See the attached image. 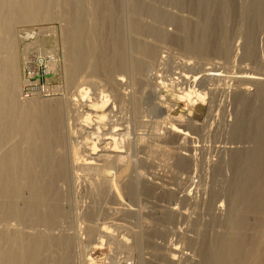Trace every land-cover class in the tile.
I'll list each match as a JSON object with an SVG mask.
<instances>
[{"label": "bare ground", "instance_id": "obj_1", "mask_svg": "<svg viewBox=\"0 0 264 264\" xmlns=\"http://www.w3.org/2000/svg\"><path fill=\"white\" fill-rule=\"evenodd\" d=\"M255 1L256 0H214L212 3L214 6V10H216V12L214 11L213 17L207 18L208 22H210L209 27H207V31H208L207 35H209L210 41L208 44L206 43L207 45H205V46H211L212 47L211 49L213 50V51L212 50L211 51L213 53L211 51H208V50H207L208 53L207 52L202 53L201 52L203 49L202 43H204V42L202 41V39H201V41H199L200 39L198 40V37H199L198 34L202 30L201 27H203V25H202L203 22L201 23L199 18L197 19L196 15H199L200 14L199 12H202L204 14L205 11H210L209 5L212 6V4L210 3L209 0H185V2H183L184 4L179 5V6L178 5H176V6H164L161 4V2L159 0H0V264H92V263H88V259H86V258H88L89 255L88 256L86 255L87 257H85L86 253L84 254L81 251V252H79L80 253L79 257H77L78 254H76L74 251L76 249V248L74 249V247H75L74 244L77 243V240L80 241V239L78 237L79 235L77 233H76V235H74L73 233H72L73 235H69L65 232L66 234H63V235H61V234L60 235H53V233L51 234L53 229H51V228L47 229V227L51 226L50 224H54V221L58 220L57 219L58 217H60V216L62 217V216L67 215L66 214L67 212L66 211L64 212V209H63L64 206L62 208L61 199L64 200L65 197L68 198L70 193H72L71 191H73L72 189L74 187V178H75V177H73V175L74 174L76 175L77 171L87 172L86 174L91 173V175L93 173L99 179V180H97L98 181L97 184L95 182V186H96L95 189L97 188V191H99V193L98 192H95V193L96 194L98 193V195L102 198L101 199L102 201L100 200L98 202L99 199H96L97 197H96L95 193L91 194V195H93V194L95 195V200H96V203H98V204H95V202H93L94 205L93 206L91 205L92 207H91V209H89L90 210L89 213H87L88 214L87 215L88 221L89 220L94 221L95 219L98 220L99 217H101L102 215H105L104 204L106 203V200L108 199L109 193H110L112 186H113V178L114 177L112 176V171H111V168L113 166L115 168L118 167L120 169L119 171H121L120 172L121 176L128 175V178L127 179L124 178V179H126L124 182L122 180H121L122 182L120 181L121 183H123L122 190H119L120 189L119 188L118 191H115L111 196V200L112 199L118 200L122 197L123 194H126L128 196L127 198H130V199L136 197L134 195L136 193L138 180H140L139 192H141L144 196L150 195L152 193V190L150 189L151 187H149L150 183L148 184L149 186L146 185V182H148L147 179L143 178V175H142V177H140V179H136V176H135L136 173L134 174L132 168L128 164H125L124 161H125L126 157L123 156V154H122L123 151L118 149V146H117V149L112 147V143L116 142V138H117L116 136L117 135L121 136L122 133L117 134V135H114L115 134L114 133L113 134L114 136L111 135L112 137L108 134H107L108 136L106 134L105 135L99 134L100 132H103V131L99 132V129H100L99 127H98V132H96L97 131L96 129H95L96 131L94 130L93 132H88L87 134L90 133V135H98V139H96V138H95V140L91 139L92 141L87 140L88 145H90V147L92 146V148H91L92 150H91V152H89L87 154L83 163H79L76 160L79 151H77V146L74 144V141H73L74 139H76V138H74L75 133H76L74 126L75 127H79V125L81 126L82 123L80 122V120H81L84 112L79 113V108L74 107L73 105L78 103L79 99H82L80 97H78L79 99H77V96H80L79 93L82 92V90H83L80 87L81 86L83 87L86 82H87V84H86L87 89L89 87H92L91 85H93V88H94L95 85H97V84L99 85V84H101V82H104L106 84V86H108V87H109L111 81L114 83V81L112 80V75L108 74V58H107V56H108L107 45L108 44L107 45L103 44L102 40H101L102 45H101L100 51L98 52L99 54H97L98 55L97 58H95L96 60H94L93 68L91 67L92 70L88 69L91 65H90V56L87 52V51H89V48L86 45L90 43V42L87 43V41L89 40L88 34H90L89 32L94 29V28L90 29L91 28V19L93 22L92 26L94 25L95 27H97L99 29H101L103 27H104V29L108 28L109 26L111 27V26H113L112 23L115 22L114 18L112 16L113 11L116 12V10H119L121 13L122 11H124L125 6L126 7L129 6L133 10L138 11L139 13H142L141 15L145 14L148 17H150L148 22L152 18L153 20L155 19L158 23V20H160V17L162 16L163 19L164 18L166 19L167 24L175 25V27H176L175 33H173V34L168 33L167 30H165L166 28L163 30L160 27L148 26V24H147L148 27H145V28H146L149 36L152 35L154 37L161 38L163 40H165V39L167 40V38L168 39L170 38L172 41H174V44L175 43H178V45L180 44L181 48L184 49L182 52L193 51V52L197 53L198 52L197 50L200 49L201 51L200 50L199 51L201 53L198 52V56H194L195 59L192 58V59L196 60L194 67L192 66L190 68L199 69L198 71L202 72L203 76L205 75V77H199V78H204L203 80H205V78L208 76V74L212 71H215L217 68H219V70L220 69L223 70V72H224L225 71L224 69H226L225 63H229L228 56L226 58L227 60L225 61V63L215 61V59H221L222 60V58L217 56L214 53L215 52L214 50L217 51V49L220 47V46L218 47L219 39L221 37H224L225 34L227 35L226 31L228 32V29L226 28V30H225V28H223V25H222V19L221 18L223 16L222 15L223 12H225L226 9L229 8V6H230L231 12H232L231 15H234L236 18L237 17L238 18L239 17H245V16L251 17L250 16V14H251L250 13V9H251L250 7L252 4V5H254V8H255V4H254ZM259 1H260L259 5L257 4L256 6H259V8L258 7L257 8L259 9V12H261V15L262 14L264 15V0H259ZM159 2H160V4H159ZM185 7H187L189 9L190 14H184L183 13V11H186L185 9L182 10ZM170 8H171V10H170ZM257 8H255V9H257ZM126 9H125V11L127 12L128 9L127 10ZM172 9H175V12H173ZM188 9H187V12H188ZM133 10H132V12H133ZM135 11H134V13H136ZM259 12H256V13L258 14ZM134 13H133V15L130 14V16L128 18H126V19H128L126 24H123V25H121L120 23H118V25L116 24L117 26L115 29L117 30V32H118L117 34H119V36L117 39L118 40L117 46L115 45L116 46V52H115V59L116 60H115V62L116 61L118 62V64L120 65L119 67H121L122 69L125 70L124 72L128 71L129 69H127V68L129 67L134 72L139 73L140 71H144L143 69H146L145 67L149 63L147 61L148 58L150 60L151 59L156 60V58L158 57L159 48L160 47L162 48L163 45L161 46L162 43L161 44L159 43L160 45L157 44L156 42L154 43L153 41H155V40H153L152 38L149 39L148 36L144 37L143 35L140 36V35L136 34V31H137L136 27L138 26V22L140 21L139 16H141V15L139 14V16H138V15H135ZM127 14H128V12H127ZM89 15L91 16V19L88 18ZM124 15L123 16L120 15V16L124 17ZM206 15H207V13H206ZM226 15H227V13H226ZM253 15H256V14L253 13ZM259 17H261V16H259ZM54 18H58L60 20L65 21V27H63L64 31H65L64 32L65 38H67V40L70 42V45L68 43L65 46H67L66 48H68V46H71V48L70 47L68 48V49H70L69 50L70 67L67 66L70 69H68L67 67H66V69L69 70V72H68L69 76L68 77H69L70 82L73 85V88H75L76 91L71 93L70 96H69V94H67L68 97H66L64 99H56L55 98L56 100H50V101L49 100L48 101H35V100L34 101H30V100L24 101L23 100L24 102H22L19 100L20 99L19 98V86H18L19 82H18V77H17V73H18L17 72V70H18L17 64L18 63H17V52H16L17 46H15L16 45V43H15V37H16L15 36V25L18 23H21V24L30 23L32 20H38V19L43 21V22L49 21V20L51 21ZM224 18H226V17H224ZM145 19H146V17H145ZM232 19H235V18H232ZM239 19H242V18H239ZM259 19L260 18H258L257 21ZM141 20H142V18H141ZM153 20H151V21H153ZM228 20H230V19H228ZM247 21L250 24L251 20L249 21V19H247ZM116 22H117V19H116ZM159 22H161V21H159ZM205 22H206V20H205ZM208 22H207V24H208ZM226 22L229 23V21H227V20H226ZM140 23H142V22H140ZM184 23H188L189 24L188 27H185ZM200 23H201V26H200ZM257 25H258V23H257ZM159 26H161V25H159ZM206 26H208V25H206ZM206 26H204V27H206ZM250 26H251V24L249 25V27ZM252 28L254 29V27H252ZM93 32H94V30L91 33H93ZM141 34H142V32H141ZM253 34L251 36H253ZM101 35L99 34V36H101ZM104 35H105V33H104ZM144 35H145V33H144ZM112 36H114V35H112ZM251 36L248 38H252ZM226 37H225V39H226ZM98 38H100V37H98ZM256 38H258V37H256ZM250 40L252 41L253 39H250ZM221 42H219V43H221ZM92 43L93 42H91L90 44L92 45ZM111 44H112V42H111ZM248 44L250 45V42H248ZM93 45H95V44H93ZM127 45H129V48L135 54V56H133L135 58H129L127 56V54H128L127 49H126ZM221 45H222V43H221ZM253 45L251 46V48L253 47ZM86 47L88 48V50ZM204 49H208V48H204ZM163 51H165V50H163ZM227 51L229 52V48L227 49ZM129 52H130V50H129ZM203 52H205V51H203ZM209 52H211V53H209ZM222 52H224V51H222ZM228 52H226V54ZM247 52H248V49L246 50V53ZM253 52L254 51H252V53ZM218 53H220V50ZM246 53H244L243 55H245ZM248 53L251 54L250 50ZM257 53H259V52H257ZM112 54H113V52L111 53V55ZM191 54H189V55H191ZM211 54L213 56H211ZM255 54H256V51H255ZM184 55H187V54H183L182 56H184ZM193 55H194V53H193ZM222 55H224V53ZM247 55H246V57H247ZM257 56L260 57L261 56L260 53ZM95 57H96V55H95ZM111 57L113 59L114 56L112 55ZM184 57H187V56H184ZM246 57H245V59H246ZM248 57H249V55H248ZM163 58H164V56H163ZM165 59H167V58H165ZM168 59H169V57H168ZM168 59H167V61H168ZM172 59H174V60L177 59V61H175L174 65L176 64V62L179 61V58H173L172 57ZM254 59H255V61L257 60L256 55H255ZM260 59H262V58H259L258 61ZM146 61H147V64H146ZM170 61L171 60H169L168 62H170ZM192 61L191 60L190 61L182 60L180 62V66H182V68L183 67L189 68V66L191 65L190 62H192ZM111 62L113 63V60ZM161 62H162V60H161ZM259 62H261V60ZM67 63H69V62H66V64ZM109 63H110V61H109ZM192 64H194V62H192ZM112 65H110V67L114 68L115 65L114 66H112ZM209 65L212 67H210ZM170 66H171V64H170ZM177 66H179V65H177ZM259 66H260V64H259ZM244 68H246V67H244ZM116 69H118V68H116ZM88 70H91V71H88ZM180 70H181V68H180ZM188 70H190V69H188ZM111 71H113V70L111 69ZM226 71L228 72V70H226ZM90 72H92V73H90ZM130 72H132V71H130ZM223 72H221V73H223ZM66 73L67 72L65 71V74ZM116 73H118V72H116ZM238 73L239 74L234 76L235 80L237 81V83H239V85L237 86L238 89H236V93L233 95L234 96V98H233L234 104L236 106V109L234 111L235 119H234V122L232 123L233 127L231 128L230 135L232 136V138L238 139L239 141L240 140H248L249 142L252 143V147L250 146L251 148L249 147L248 149L246 148L245 150H241V151H237L236 150L237 148H236L235 152L233 150V152L230 156L231 158L227 163V165H228L227 167L228 168L230 167L229 170L227 169V171L231 170L232 176L230 178L223 179L224 183H223L221 190H219L220 187L218 188L216 185H215V187H217L218 189L214 188L212 191L209 189L208 190L205 189V190H207V192L211 191L210 197L206 196L208 201L207 202L205 201L206 203H208V205L206 204L208 212L213 213V212L217 211V212H215V214H216V213H221L223 211V209H224L223 207H225V206H222V204H220V203L216 204V202H218L217 200H219L218 197H219V194L221 192H223V195L226 198V202H227L226 212L223 213L224 215L221 218L218 217L219 215L218 216L212 215L211 216L212 220L208 215V217L211 220L210 223L205 224L203 221L204 225L203 224L200 225L201 223L199 225L197 224L196 227L191 228V229H193V233H194L192 235H191V233H190V235H187L186 233L182 232V234L180 236H181L183 242L187 245V247H185V248H189V252H187V253L185 252V250L184 251L180 250L175 244L174 245L176 247L175 246L172 247L173 245L168 246V245H170L168 243L169 241L167 242L168 245H161L159 243V241L158 242L153 241V239H154L153 237H155L157 235H159V238H160V236L165 237L167 232L172 229L171 228V229L167 230L166 227H167L168 223L173 222V219L175 216V209H174L175 207L174 206H173L174 208H170V210H167V212L164 211L165 213H163V215L161 214V216H159V217L157 216V219H156L158 221L157 228H153L152 230H149V231L145 230V232L144 231L140 232L141 231L140 230L139 233H137V234H135V232H134L135 238L133 237L134 242L132 244L129 243L130 245H127L126 241L128 238L125 239V237L122 236L123 238L121 237V239L119 241V245L126 247V250L128 249L127 252L130 253L131 255H133L136 251L140 250L139 254L138 253L137 254H138V257H141V259H139V262L141 260L142 264H264V96H262L263 98L258 97L257 96L258 93L251 95V93L249 91L250 88L248 86H245V84H252L254 86L257 85L258 91L260 92V90L264 89V76L263 77L262 76H256V75L254 76V74L250 75L251 72L249 73V71L247 72L245 70H240V71H238ZM254 73H255V71H254ZM68 74H66V75H68ZM83 74H86L85 80H84V81H86L85 83H83V81H82V79H83L82 76H84ZM118 74H120V73H118ZM216 74H218V73L216 72ZM115 75H117V74H115ZM119 76L124 77V74L123 75L120 74ZM125 76H128V75H125ZM143 76L146 77V75H143ZM143 76L141 75V77H143ZM182 76H184V75H182ZM211 76H212V74H211ZM145 77H143V78H145ZM216 77H218V76H216ZM184 78H185V76H184ZM186 78H187V74H186ZM186 78L184 80H186ZM211 78H209V79H211ZM115 79H117V78H115ZM171 79L173 80V78H171ZM80 80L82 81V83L84 85H82V84L80 85ZM120 80H122V78ZM147 80H149V79H147ZM124 81H126V80H124ZM124 81H123V83H124ZM146 81H143V82L145 83ZM182 81H183V79H182ZM188 81H189V79H188ZM209 81H211V80H209ZM71 83H69V85H71ZM147 83H148V81H147ZM147 83H145L144 85H146ZM167 83H169V82H167ZM177 83H175V84H177ZM88 84H90V85H88ZM118 84L120 85V83H118ZM135 85H136V83H135ZM137 85H138V83H137ZM182 85H183V83H182ZM138 86H140L141 88L143 87L141 85H138ZM165 86H167V85H165ZM103 87H105V86H103ZM71 88H72V86H71ZM118 88L120 89L119 86H118ZM118 88H116V89H118ZM123 88H125V87H123ZM135 88H136V86H135ZM187 88L185 90L183 88V91L181 93V95H182L181 97L184 99H185V97H188V100L190 101L188 103V105L200 103V104H203L206 106V114L204 116V119L198 121V120H194L192 118H188V121H190L191 123L190 122L189 123L192 124L194 127L197 125H203V124H205L208 116H210V114H211L210 113L211 112V102L208 103L207 98L204 97V94H206V93L203 91V89H202V91H200L201 89L197 88V87L196 88L198 90H194V88L190 89V87L188 89ZM255 88H257V87H255ZM136 89H135V92H138V90H136ZM143 89L144 88H142L141 90H143ZM119 92H122V91H119ZM254 92H255V90H254ZM83 93H84V91L82 92V94ZM263 93H264V90H263ZM86 95H87V92H86ZM111 95H113V94H111ZM122 95L124 96V94H122ZM125 96H126V94H125ZM115 97H117V95ZM115 97L113 99V105H115L114 104ZM128 97H130V96H128ZM130 98H132V97H130ZM119 100L121 102L122 99H119ZM140 100H139V102H142ZM80 101H82V100H80ZM116 101H117V99H116ZM123 101L126 103L125 99ZM120 102H118V103L120 104ZM135 102H136V100H135ZM129 103H130V101H129ZM109 104L110 103H106V105L103 104V108L105 109V111H104L105 114L102 113L100 115V113H99L97 115V118H99V121H98L99 123H101L102 120L104 121L105 119H107L109 117L112 118L113 114L110 112L113 111L114 109L112 110L111 109L112 106H110ZM131 104H133V103H131ZM127 105H128V103H127ZM121 106L126 107L125 105H121ZM121 106H120V108H121ZM128 106H131V105H128ZM97 107L91 108L90 111L88 109L89 112L88 113L85 112V117L83 116V118H82L83 120H81V121L87 122V120L90 119L89 118L90 113L91 114L98 113ZM142 107H143V105H142ZM152 107L153 106H151V110H152ZM162 107H163V103L157 104V109H161ZM139 108H141V107H139V105L135 106L136 111L139 110ZM154 108H155V106H154ZM157 109H155V110L157 111ZM127 110L129 111V109H127ZM162 110H161V112H162ZM100 111H102V110H100ZM132 112H134V111H132ZM138 112L139 111H137L136 114ZM158 112H159V110H158ZM138 116H139V114H138ZM179 117L178 118H175V117L171 118L169 116L165 117V119L168 120L167 124L169 125L166 127V131H167V134L169 133V135H175L179 140L187 142V140L189 138H191L192 136L190 135V133L185 128L183 129L182 126H180L181 125L180 121H182V120H180L181 118H179ZM108 120L109 119H107V121ZM90 121H91V119H90ZM83 124H85V123H83ZM106 125H107V123H106ZM203 126L206 127L205 125H203ZM91 127H93V126H91ZM190 128H192V127H190ZM111 129H113V128L111 127ZM118 129H121V128H118ZM81 130H83V129H81ZM104 130H105V128H104ZM116 132H117V130H116ZM80 133H83V132L81 131ZM90 138H91V136H90ZM113 146H115V145L113 144ZM178 147L179 146H177V148ZM187 147L188 146H186V148ZM181 148H182V146H181ZM180 149H179V151H180ZM192 149H193V147H192ZM173 152H175V150ZM228 152H229V150H228ZM165 153L167 154V156H170V157L173 156L171 158H172V160L174 159V161H175L176 169L180 170L181 172L186 171V170L188 171V169L191 166H193L190 162L191 161L190 157L191 158L193 157L189 154L191 152H189V153H187V151L186 152H177V153L175 152L174 155H172L171 152L169 154L168 151H165ZM165 153H163V154H165ZM151 158L149 157V158L143 159L142 162L149 164V161ZM151 161H152V159H151ZM215 163H214V165H216ZM168 164H163V166L166 167ZM225 164L226 163L221 162L220 164H218L215 167L214 171L212 170V172H214L215 177L218 178V176H220V177L222 176V174L224 172V168L226 167V166L224 167ZM150 165L155 166L154 164H150ZM159 165L160 166H157V164H156V166L160 169V167H162V166H161V164H159ZM173 166H174V163H173ZM171 168L172 167H170L169 169H171ZM166 169H168V168H166ZM166 169H165V172H166ZM176 169H175V171H177ZM162 171H164V170H162ZM168 171H171V170H168ZM231 171H230V173H231ZM159 172L161 173V171H158L156 173H159ZM162 173H164V172H162ZM167 173H169V172H166V174ZM172 173H174V172H172ZM179 173H177V174H179ZM195 173H196V171H195ZM164 174H163L164 177H162V178L167 180L168 181L167 183H169V180L165 178L168 176H165ZM185 174H188V172ZM138 175H137V177H138ZM159 175H161V174H159ZM168 175H170L172 177L171 174H168ZM181 175L183 176V174H181ZM139 176H141V173ZM155 176H156L155 179H157V180L160 179V181H161L160 176H158V175H155ZM187 176H189V175H187ZM151 177H152V175H151ZM191 177H193V176H191ZM203 177H204V175H203ZM174 178L177 179L178 175H177V177H174ZM184 178H186V175ZM76 179H78V178H76ZM165 180H163V182H166ZM181 180H184V179H181ZM190 180H192V178ZM220 180L223 181L222 179H220ZM136 181H137V183H136ZM153 182H157V181H153ZM159 183H161V182H159ZM159 183H158V185H159ZM184 183H186V181ZM218 183H219V181H218ZM220 184H221V182H220ZM151 185H153V184H151ZM154 185H155V183H154ZM199 185L200 186H198V188L201 189V184H199ZM92 186L93 185H91V187ZM167 186H170V184L169 185L167 184L166 186H164L165 188L162 187L163 191L160 188L162 193H163L162 194L160 192V194L163 195L162 197L166 198L163 200L172 199L176 193H179V191L176 192L173 188H170ZM181 186H182V184H181ZM93 187H92V189H93ZM175 187H176V185H175ZM185 187H186V185H185ZM176 188H180V187L178 186ZM205 188H206V185H205ZM160 189H159V191H160ZM203 189H204V186H203ZM182 190H183V188H182ZM137 191H138V188H137ZM188 192L189 191L187 189V192L182 191L181 192L182 195H181V193L179 194L182 196L181 199L184 202H188V201L192 200V197L190 196L191 193L189 194ZM126 195H125V197H126ZM136 195H138V194H136ZM162 197H160V198H162ZM208 197H209V199H208ZM156 198H158V196ZM221 198L222 197H220V199ZM179 199H180V196H179ZM193 199H195V198H193ZM154 201H156V200H154ZM179 201H181V200H179ZM170 202H171V200H170ZM195 202H197V201H195ZM99 203H101V204L99 205ZM174 203H176V202H174ZM174 203H172V204L175 205ZM223 203H224V201H223ZM172 204H170V205H172ZM191 204L193 205V203H191ZM164 205L166 206L167 204H164ZM170 205L166 206V207L169 208ZM161 206H163V205H161ZM188 206H189V204H188ZM194 206H195V203H194ZM178 207L182 208L183 206L182 207L178 206ZM187 208L188 207H186L185 209H187ZM130 209L131 208H129V210ZM165 209H163V210H165ZM203 209H205V208H203ZM179 210L181 211V209H179ZM160 211H162V210H160ZM158 212H159V209H158ZM176 212H179V211H176ZM198 212H201V210ZM70 213H71V211H70ZM124 213L130 214V215L133 214L130 211L124 212ZM198 214H200V213H198ZM69 215L70 214H68L67 216H69ZM221 215H222V213H221ZM133 216H134V214H133ZM177 216H179V215H177ZM177 216L175 218H177ZM203 216H201V217H203ZM181 217H183V216H181ZM191 217L189 216L190 219H191ZM198 217H197V219H198ZM105 218H107V217H105ZM130 219H131V217H130ZM153 219H154V217H153ZM10 220H12L13 223H14V220H15V222L18 221L19 224L18 225H10V224H8V222ZM150 220H152V219H150ZM177 220H178V218H177ZM127 221H129V220H127ZM188 221H189V219H188ZM28 222L31 223L32 227H34L37 224L36 226H39L41 228H42V226H46V229H40V228L37 229L36 227L32 228L31 226H29V224H28V226L26 225ZM57 222H55V223H57ZM144 222H147V219ZM199 222H201V221H199ZM38 223L43 224V225H38ZM93 224H88V226L86 227L87 230L85 228V231H87L88 237L90 238V240L91 239L95 240V238L97 237V234H99L98 238H101L102 236L104 238V236H107V233L111 234L109 231V227L103 226V228H101L96 223H95V225H93ZM68 225H69V223H68ZM153 225L155 226V224H153ZM142 226L144 227V225L141 224V227ZM146 227H147V225H146ZM54 228H55V226H54ZM147 228H151V227H147ZM80 229L82 230V228H80ZM128 229L130 230V228H128ZM131 229H134V228H131ZM138 229H137V231H138ZM135 230L136 229H134V231ZM181 230L184 231V229H182V228H181ZM82 231H84V230H82ZM85 231H84V233H85ZM80 233H82V232H80ZM103 233H105L106 235L105 234L102 235ZM119 233H120V231H119ZM130 233L131 232H129L128 234H130ZM100 234H101V236H100ZM131 234L133 235V233H131ZM11 235L14 236V238L12 237V239H14L13 243L11 242L12 240L10 241V239H9ZM80 235H82V234H80ZM84 236H86V235H84ZM81 237L82 236H80V238ZM86 237H84V241H85ZM129 237H132V236H129ZM163 239L164 238H162V240ZM157 240H158V237H157ZM102 241H103V239L100 241L98 240V242L96 241L95 246H97V244H100ZM89 243H92V242H89ZM164 243H166V242H164ZM174 243H177V242H174ZM12 244L14 245V247L12 246ZM80 244H82V243H80ZM79 245H78V247H79ZM86 245H88V244H86ZM80 246H82V245H80ZM87 247L89 249L90 246H87ZM182 247H183V245H182ZM81 250L84 251L85 249L81 248ZM86 250H87V248H86ZM77 251L78 250L76 249V252ZM147 252H148V255L150 256V258H145L144 253L146 254ZM137 254H135L136 257H137ZM148 255H146V256H148ZM125 264H128V263H126V261H125Z\"/></svg>", "mask_w": 264, "mask_h": 264}, {"label": "rangeland", "instance_id": "obj_2", "mask_svg": "<svg viewBox=\"0 0 264 264\" xmlns=\"http://www.w3.org/2000/svg\"><path fill=\"white\" fill-rule=\"evenodd\" d=\"M159 1L164 6H176V5L179 6V5H183L184 4L183 2H185V0H159ZM209 1L212 4V6L209 5L210 8H211V9L209 8L210 11H205V13H204L205 15L202 12H199L200 14L196 15L197 19L199 18L201 23L203 22L202 23L203 27H201L202 30L198 34V36H199L198 40L200 39L199 41H201V39H202V41L204 42V43H202L203 44V46H202L203 49H202V51L200 49L197 50L198 52L201 51L202 53H206L207 50L208 51L212 50L211 46H205L210 41V37H209V35H207L208 34L207 27H209L210 22H208L207 18L208 17H213L214 11L216 12V10H214V6H213V3H212L214 0H209ZM160 2H159V4H160ZM259 2H260L259 0L258 1L256 0L254 2L255 8H257V7L259 8V6H256L257 4L259 5ZM126 8L128 9L127 12H128L129 15L125 11ZM250 8H251L250 9V13H251L250 16L251 17H249V16L239 17V18H242L243 20L239 19L238 17L236 18L234 15H231L232 12H231L230 6H229V8H227L228 10L226 9V11L223 12L222 15L224 17H226L227 19L222 16V18H221L222 19V25H223V28H225V30H226V28L228 29V32L226 31L227 35L225 34V36L221 37L222 39L220 38L219 41H218V47L219 46L220 47L217 49V51L219 52V50H220V53H218L216 50H214L215 51L214 53L217 56L222 58V60L221 59H215V61L221 62V63H225V61L227 60L226 58L228 56L229 63H225L226 64L225 65L226 69H224L225 70L224 72H223V70H221V69L219 70V68H217L216 69L217 71L215 70V71L210 72L208 74V76L205 78V80H203L204 78H199V77H205V75L204 76L202 75V72L198 71L199 69L190 68L192 66L194 67V65L196 63V60H194L195 59L194 56H198V52L197 53L193 52V51H191V52H187V51L182 52L184 49L181 48L180 44L179 45H178V43L174 44V41H172L170 38L169 39L167 38V40L166 39L163 40L161 38H157V37H154L152 35L149 36V34L147 33V30L145 28V27H148V26H157V27L162 28L163 30L166 28L165 30H167L168 33H172V34L175 33V31H176L175 25L167 24L166 23V19L165 18L163 19L162 16L160 17V20H158V23H157V21L155 19L153 20L152 18L148 22L150 17H148L145 14H143L144 15L143 16V15H141L142 13H139L138 11L133 10L129 6L128 7L125 6L124 11H122L123 13L122 12L120 13L119 10H116V12L113 11L112 16H113L115 22H116V19H117V22L116 23L113 22L114 23V24L112 23L113 26H111V27L109 26L108 28H105V29H104V27L99 29V28L95 27L94 25L92 26L93 22H92L91 16L90 15L88 16V18L91 19V28L90 29L94 28L93 29L94 32L91 33L93 31V30H91L89 32L90 34H88V36H89L88 39L89 40L87 39L88 40L87 43L93 42L92 45L90 43L89 44L86 43L87 44L86 46L89 48V51H87V52H88V54L90 56V65H91L88 69L92 70L93 64H94V60H96L95 58H97V56H98L97 54H99L98 52L100 51L102 42H103V44H106V45L108 44L107 45V47H108V56H107V58H108V74L112 75V80L114 81V83L111 81L110 85L108 87V86H106V84L104 82H101V84H99L100 86L97 84L99 87L97 85H95L94 88H93V85H91L92 87L88 86L89 87L88 88L89 90H88L87 87H86L87 86L86 85L87 82L84 81L86 74H83L84 76H82L83 77V79H82L83 83L86 82L85 85L80 80V85L81 84L84 85L83 87L82 86L80 87L81 89H83L82 92L84 91V93H83L84 95L82 94V92H80L79 93L80 96H77V99H79L78 97H80L82 99H79L78 100L79 102L76 103L73 106L79 108V113L80 112L81 113L84 112L83 113L84 117H85V112L88 113L90 111V109L93 108V107H97L98 106L97 108L99 110L97 109L98 113H96V114H94V113L93 114H91V113L89 114L90 117L89 116L88 117L91 119V121H90V119H88L89 121L87 120V122L86 121L82 122L81 120H83L82 119L83 116L81 115L82 116V118L80 120V122L82 123L81 126L80 125H79V127H75L74 126L75 132H76L74 138H76V139L78 138V139L77 140L74 139L73 141H74V144L77 146V151H79L76 160L79 163H83L85 158H86V156H87V154L89 152H91V150H92L91 149L92 146L90 147V145H88L87 140L88 141H92V140H95V138L98 139V135H90V133L87 134L88 132H93L95 129L97 130V131L96 130L95 131L98 132V127H99L100 128L99 132L103 131V132H100L99 134H103V135H105V134L107 135L108 134L110 136L111 135L114 136V135L122 133V135H121L122 137L120 135L116 136L117 138H116V142L115 143L117 145L115 143H112V147L117 149V146H118V149L123 151V153H122L123 156H125L127 158V159L125 158V161H124L125 164H128L132 168L134 174L136 173V175H135L136 179H140V177H142V175H143V178L147 179L148 182H146V185H148L150 183L149 184L150 186L149 185L148 186L151 187L150 189L152 190V193L150 195H147V196L145 195L144 196L141 192H139V182H140V180H138V184H137L138 191H137V188H136V193L134 195L136 197L130 199V198H127L128 196L126 194H123L124 196L122 195V197L120 199H118V200L117 199L116 200L112 199L111 200V196H112V194L115 191H118L119 188H120L119 190H122L123 183H121V182L122 181L124 182L128 178V175L121 176L120 175L121 171H119L120 169L118 167L115 168L113 166L114 168L113 167L111 168L112 176L114 177L113 178V186H112V189H111V191L109 193L108 199L106 200V203L104 204L105 215H102L101 217H99L98 220L95 219L94 221H91V220L88 221V217H87L88 214L87 213H89V211H90L89 209H91V207L94 205L93 202H95V204H98V203H96L95 195L97 197L96 199H99L98 202L102 199L98 195L99 191H97V188L95 189V187H96L95 186V182L97 184V182H98L97 180H99V179L93 173L91 175V173L86 174L87 172H83V171H81V172L77 171L78 174L75 172L76 175L75 174L73 175V177H75V178H74V187L72 189L73 191H71L72 193H70L68 198H66V197L64 198L65 201L63 199H61V202H62L61 205H62V208L64 206V208H63L64 212L66 211L67 212L66 214L67 215L70 214V215L69 216L66 215V216L58 217L57 218L58 220H55L54 224H50L51 226L48 225L49 227H47V229L48 228L53 229V231L51 230L52 231L51 234L53 233V235H60V234L63 235V234H66V233L69 234V235H73V234L76 235V233H77L79 235L78 237L80 239V241L77 240V243L74 244V246H75L74 249L76 248L78 250L77 251L78 253L76 252V249L74 250L75 253L78 254L77 257H79V254H80L79 252L82 251L84 254L86 253L85 257H87L89 255L88 258H86V259H88V263H92V264H125V261L128 264H130V263L131 264H142L141 260L139 262V259H141V257H138V254H139L140 250L136 251L133 255L128 253L127 252L128 249L126 250V247L119 245V241H120L121 237L123 236V237H125V239L128 238L127 241H126L127 245L132 244L134 242L135 234L139 233L140 230H141L140 232H142V231L145 232V230L149 231V230H152L153 228H157V226H158L157 225L158 221L156 220L157 216L159 217V216H161V214L163 215V213H165L164 211L167 212V210H170V208H174V207H175L174 208L175 209V216H174L175 220L173 219L174 223L173 222L168 223L169 226L167 225V227H166L167 230H169L171 228L172 229L167 232L165 237L164 236H160V238H159V235L153 237L154 238L153 241L154 242L155 241H157V242L159 241V243L161 245H168V243H169L170 245H168V246H172L173 245L172 247H174L176 245L180 250H183V251L185 250V252L187 253V252H189V248H185V247H187V245L183 242V240H182V238L180 236L182 234V232L186 233L187 235H190V233H191V235H192L194 233H193V229H191V228L196 227L197 224L199 225L201 223L200 225H202L203 221H204L205 224L206 223H210V221L212 220V217H211L212 215H217V216L219 215L218 216L219 218H221L224 215L223 213L226 212V204H227V202H226V198L223 195V192H221L219 194V197H218L219 200H217L218 202H216V204L220 203V204H222V206H225V207H223L224 209L221 212L222 215H221V213H216L215 214V212H217V211H215V212L212 211L213 213L208 212V209H207L208 203H206L208 200H207L206 196L210 197V193H211V191L214 188L218 189L220 187L219 190H221L222 186H223V183H224L223 179L230 178L232 176V171L230 170L231 173H230V171H227V169L229 170V168H230V167L229 168L227 167L228 166L227 163H228V161L231 158L230 156H231L233 150L235 152L236 150L237 151H241V150H245L246 148L248 149L250 146L252 147V143L249 142L248 140H240L239 141L238 139L232 138V136L230 135L231 128L233 127L232 123L234 122V119H235L234 111L236 109V106L234 104V99H233L234 96L233 95L236 93V89H238L237 86L239 85V83H237V81L235 80L234 76L239 74L238 71H240V70H245L247 72L249 71V73L251 72L250 75L254 74V76L255 75L256 76H262V77L264 76V62H263L264 61V53H263L264 52V18H263L264 15L262 14L263 15L262 16L261 12H259V9L258 8L255 9L254 8V5L251 4ZM131 9L133 10V12H132ZM184 9L186 10V11H183L184 14H190V11H189V9L187 7L183 8L182 10H184ZM187 9H188V12H187ZM170 10H171V8H170ZM172 10H173V12H175V9H172ZM134 11L136 13H134ZM256 12H259V13L257 14ZM133 13L135 15H138V16H139V14L141 15V16H139L140 21L138 22V26L136 27L137 31L135 30L136 34L140 35V36L143 35L144 37L148 36L149 39L152 38L153 40H155V41H153L151 39L154 43L155 42L157 44H159V43L161 44L162 43L161 46L162 45L163 46H162V48L161 47L159 48V53H158V57L156 58V60L155 59H151L150 60L148 58L150 60L149 61L147 59V61L149 63L147 64V61H146L147 65L145 67L146 69H143L144 71H140L138 73V72H134L131 68L128 67L127 69H129V70L126 71L127 72L126 73V72H124L125 71L124 69L119 67L120 65L118 64V62L117 61H116L117 63L115 62V60H116L115 59V52H116V46H117V43H118L117 39H118V36H119V34H117L118 32H117V30L115 28L118 25V23H120L121 25L126 24L127 20H128L126 18H128L130 16V14L133 15ZM206 13H207V15H206ZM226 13H227V15L228 14L229 15L227 16ZM253 13L256 14V15H253ZM120 15H122V16L124 15V17H122ZM259 16H261V17H259ZM145 17H146V19H145ZM141 18H142V20H141ZM232 18H235V19H232ZM258 18H260V19L257 21ZM228 19H230V20H228ZM247 19H249V21L251 20L250 21V24H251L250 27H249L250 24L247 21ZM151 20H153V21H151ZM205 20H206V22H205ZM226 20L229 21V23H227ZM159 21H161V22H159ZM140 22H142V23H140ZM207 22H208V24H207ZM201 23H200V26H201ZM257 23H258V25H257ZM147 24H148V26H147ZM158 24L161 25V26H159ZM184 25H185V27H188L189 24L188 23H184ZM206 25H208V26H206ZM204 26H206V27H204ZM63 27H65V21L60 20L58 18H54L51 21L49 20V21H44V22L38 19V20H32L30 23H23V24L18 23V24L15 25V36H16L15 37V43H16L15 46H17L16 47V49H17L16 52H17V63H18L17 64V67H18L17 77H18V82H19L18 86H19V98H20L19 100L20 101H22V102L29 101V100L30 101H34V100L35 101H48V100L50 101V100H56V99H64V98L68 97L67 94H69V96H70L71 93L76 91V89L73 88V85L70 82L69 77H68L69 76V74H68L69 70L68 69H70L69 68L70 67V59H69V50L70 49H68V48L69 47L71 48V46H68V48H66L67 46H65L68 43L70 45V42L67 40V38H65V33H64L65 31H64ZM252 27H254V29ZM137 32L138 33L140 32V33L138 34ZM141 32H142V34H141ZM104 33H105V35H104ZM144 33H145V35H144ZM99 34L100 35L102 34V35L99 36ZM252 34H253V36H251ZM112 35H114V36H112ZM250 36L252 38H248ZM98 37H100V38H98ZM225 37H226V39H225ZM256 37H258V38H256ZM250 39H253V40L251 41ZM101 40H102V42H101ZM111 42H112V44H111ZM219 42H221L223 46ZM248 42H250V45L248 44ZM93 44H95V45H93ZM252 45H253V47L251 48ZM88 48H87V50H88ZM128 48H129V45H127V48H126L127 49V53H128L127 56L129 58H135V57H133V56H135V54L132 52V50L130 48L129 49ZM204 48H208V49H204ZM228 48H229V52L227 51ZM243 48L244 49L246 48V49L244 50ZM162 49L165 50V51H163ZM247 49H248V52L250 50L251 54H249L248 52L246 53ZM129 50H130V52H129ZM111 51L113 52V54H112L114 56L113 59L111 57L112 56L111 55V53H112ZM203 51H205V52H203ZM222 51H224V52H222ZM252 51H254L253 52L254 54L252 53ZM255 51H256V54H255ZM211 52H209V53H211ZM226 52H228L229 54L228 53L226 54ZM257 52L260 53V55H261L260 57L257 56V55H259V53H257ZM182 53L183 54H187V55H184V56H187V57L182 56L183 55ZM193 53H194V55H193ZM223 53H224V55H222ZM244 53H246V54L243 55ZM189 54H191V55H189ZM247 54L249 55V57H248ZM95 55H96V57H95ZM246 55H247V57H246ZM255 55H256V59H257L256 61L254 59ZM163 56H164V58H163ZM211 56H213V55L211 54ZM244 56L246 57V59H245ZM168 57H169V59H168ZM172 57L173 58H179V61H178L179 63L176 62V64L174 65V63H175V61H177V59L174 60V59H172ZM165 58H167L168 61L169 60H171V61L168 62L167 59H165ZM192 58H194V59H192ZM259 58H262V59H260L261 62H259L260 60L258 61ZM112 60H113L114 64L111 62ZM161 60H162V62H161ZM182 60H186V61H190V60L192 61L193 60L192 62H194V64H192V62H190L191 65L189 66V68L188 67H183L182 68V66H180V62ZM109 61H110V63H109ZM66 62H69V63L66 64ZM170 64H171V66H170ZM259 64H260V66H259ZM110 65H112V66L115 65V66H114V68H112V67H110ZM177 65H179V66H177ZM67 66H69V67H67ZM66 67L68 69H66ZM210 67H212V66H210ZM244 67H246L247 69L244 68ZM116 68H118V69H116ZM180 68H181V70H180ZM111 69L113 71H111ZM188 69H190V70H188ZM91 70H88V71H91ZM226 70H228V72ZM65 71L67 72L66 74H68V75L65 74ZM115 71L120 73V74H122V75L124 74V77L123 76L120 77L119 76L120 74L116 73ZM130 71H132V72H130ZM254 71H255V73H254ZM216 72L218 74H216ZM221 72H223V73H221ZM90 73H92V72H90ZM115 74H117V75H115ZM140 74L142 76L146 75V77L143 76V77H145V78H143V77H141ZM186 74H187V78H186ZM211 74H212V76H211ZM125 75H128V76H125ZM182 75L185 76L186 80H184L185 78ZM216 76H218V77H216ZM208 77L209 78L212 77V78L209 79ZM115 78H117V79H115ZM121 78H122V80H120ZM146 78L149 79L150 81L147 80ZM171 78H173V80ZM123 79L126 80V81H124ZM182 79H183V81H182ZM188 79H189V81H188ZM146 80L148 81V83H147ZM209 80H211V81H209ZM123 81H124V83H123ZM143 81H146L145 83H147V84L144 85L145 83ZM134 82L136 83V85H135ZM167 82H169L170 84L167 83ZM69 83H71V85H69ZM118 83H120V85ZM137 83H138V85L143 86L142 88H144L145 90L147 89V90L146 91L144 89L141 90L142 88L140 86H138ZM175 83H177V84H175ZM182 83H183V85H182ZM116 84L120 87V89L118 88V86ZM123 84L124 85L126 84V85L124 86ZM88 85H90V84H88ZM134 85L136 86L137 89L135 88ZM165 85H167V86H165ZM71 86H72V88H71ZM103 86H105V87H103ZM188 86L190 87V89L194 88V90H198L197 88H200L201 89L200 91H202V89H203V91L206 93V94H204V97L207 98L208 103L211 102V112H210L211 114H210V116H208L205 124H203L206 127H204L203 125H197V126L194 127L192 124H190L191 122L188 121V118H190L189 114L191 112V104L188 105V103L190 102L188 100V97H185V99L181 97L182 96L181 93L183 91V88L185 90ZM245 86H248L250 88L249 91H250L251 95H254V94L258 93L259 94V95L257 94L258 97L264 96V93H263L264 89L260 90V92H259L257 85L254 86L252 84H245ZM123 87H125V88H123ZM255 87H257V88H255ZM116 88H118V89H116ZM135 89L138 90V92H135ZM254 90H255V92H254ZM119 91H122V92H119ZM86 92H87V95H86ZM110 93L113 94L114 96L111 95ZM122 94H124V96ZM125 94H126V96H125ZM116 95H117V97H115ZM128 96H130L132 98H130ZM114 97H115V100H114V104L115 105H113ZM116 99H117V101H116ZM119 99H122L121 100L122 103L120 102ZM124 99L126 100V103L123 101ZM80 100H82V101H80ZM135 100H136V102H135ZM139 100L142 101V102H139ZM129 101H130V103H129ZM118 102H120V104ZM106 103H110L109 105L112 106L111 109L112 110L114 109L113 111L110 112V113L113 114V115L111 114L113 119L111 117H109L107 119H109L110 121L109 120L107 121V119H105L104 121L102 120V122L99 123L98 122L99 118H97V115L99 113H100V115L102 113L105 114L104 113L105 109L103 108V104L106 105ZM127 103H128V105H131V106H128ZM131 103H133V104H131ZM158 103H163V107L161 109H157V104ZM121 105H125V106L127 105V106L123 107ZM138 105L141 108H139V110H137L139 112L136 114L137 111L135 109V106H138ZM142 105H143V107H142ZM120 106H121V108H120ZM151 106H153L152 107L153 111L151 110ZM154 106H155V108H154ZM88 109H89V111H88ZM127 109H129V111ZM155 109H157V111ZM100 110H102V111H100ZM158 110H159V112H158ZM161 110H162V112H161ZM132 111H134V112H132ZM138 114H139V116H138ZM205 114H206V109H205L204 116H205ZM167 116H169L171 118H174V117L178 118L180 116L179 118H181L180 120H182V121H180L181 122L180 126H182L183 129L185 128L190 133V135L192 136V137L190 136L191 138H189L187 140V142L179 140L175 135H169V133L167 134L166 127L169 126L167 124L168 120L165 119V117H167ZM204 116H203L202 119H204ZM83 123H85V124H83ZM106 123H107V125H106ZM91 126H93L94 128L91 127ZM111 127L113 129H111ZM190 127H192V128H190ZM104 128H105V130H104ZM118 128H121V129H118ZM81 129H83V130H81ZM80 130L83 133H80L81 132ZM116 130H117V132H116ZM90 136H91V138H90ZM119 143L120 144L122 143L123 145L122 144L120 145ZM113 144L115 146H113ZM179 144L182 146V148H181V146ZM177 146H179L181 149L179 147L177 148ZM186 146H188V147L186 148ZM192 147H193V149H192ZM179 149H180V151H179ZM164 150L168 151L169 154L171 152L172 155H174L175 152L176 153L177 152H186V151H187V153L191 152L192 154L191 153H189V154L191 156H193V157L192 158L190 157V159H191L190 162H191V164L193 166H191L188 169V171L186 170V171H182L181 172L180 170H177L176 166H175V161H174V159L172 160V158H171L173 156H171V157L167 156V154L165 153ZM174 150H175V152H173ZM228 150H229V152H228ZM163 153H165V154H163ZM149 157L150 158L152 157L151 158L152 161L150 159L149 164L142 162L143 159H146V158H149ZM221 162L226 163L224 165V167L226 166L224 168V172L225 173L223 172V174L221 176L222 178L220 176H218V178H219L218 179L217 177H215L214 172H212V170L214 171L215 167L218 164H220ZM173 163H174L175 167L173 166ZM214 163L216 165H214ZM150 164H154L155 166H152ZM156 164H157V166H160L159 164H161V166H162V167H160L161 170L156 166ZM163 164H168V165L166 167H164ZM170 167H172L174 170L172 168L169 169ZM166 168H168V169H166ZM165 169H166V172H169V173L166 174ZM175 169L177 171H175ZM162 170H164V171H162ZM168 170H171V171H168ZM158 171H161V173L160 172L156 173ZM195 171H196V173H195ZM162 172H164L165 174L162 173ZM172 172H174V173H172ZM179 172L181 174H183V176ZM187 172H188V174H185ZM140 173H141V176H139ZM177 173H179L180 175L177 174ZM159 174H161L162 176L159 175ZM163 174L165 176H168V177H165V178L169 180V183H167L168 182L167 180L162 178V177H164ZM168 174H171L173 178L177 177V175H178V178L177 179L176 178L173 179ZM137 175H138V177H137ZM151 175H152V177H151ZM155 175L160 176L161 177V181H160V179H158V180L155 179L156 178ZM185 175H186V178H184ZM187 175H189V176H187ZM203 175H204V177H203ZM191 176H193V177H191ZM76 178H78V179H76ZM124 178H126V179H124ZM189 178L190 179L192 178V180H190ZM181 179H184V180H181ZM220 179H222L223 181H221ZM163 180H165L166 182H163ZM153 181H157V182H153ZM185 181H186V183H184ZM218 181H219V183H218ZM159 182H161V183H159ZM179 182L180 183L182 182L181 183L182 186H181V184ZM220 182H221V184H220ZM136 183H137V181H136ZM154 183H155V185H154ZM158 183H159V185H158ZM151 184H153V185H151ZM167 184L168 185L170 184V186H167V187L173 188L176 192L179 191V193H176L178 196L175 194L172 199L163 200V199H166V198L162 197L163 195H161L160 192L162 193V191H163L162 187L166 186ZM199 184H201V189L202 190L200 188H198V186H200ZM204 184L206 185V188H205ZM91 185L94 186V187L92 186L93 189H92ZM175 185H176V187L179 186L180 188H176ZM185 185H186L187 188L185 187ZM215 185L218 188L215 187ZM203 186H204V189H203ZM160 188L162 189V191H161ZM182 188H183V190H182ZM159 189H160V191H159ZM187 189L189 191L188 193L189 194L191 193L190 196L192 197V200L188 201L189 203L188 202H184L181 199L182 198V196H181L182 193L181 192L182 191L187 192ZM205 189H207V190L209 189L211 191L207 192V190H205ZM95 192H98V193L96 194ZM92 193H95V195L94 194L91 195ZM180 193H181V195H179ZM136 194H138V195H136ZM153 194L154 195L156 194L158 196V198H156L157 196L156 195L154 196ZM125 195H126V197H125ZM159 196L162 197V198H160ZM179 196H180V199H179ZM209 197H208V199H209ZM220 197H222V198L220 199ZM193 198H195V199H193ZM154 200H156V201H154ZM170 200H171V202H170ZM179 200H181V201H179ZM195 201H197V202H195ZM223 201H224V203H223ZM174 202H176V203H174ZM172 203H174L175 205H173ZM187 203L189 204V206H188ZM191 203H193V205ZM194 203H195V206H194ZM100 204L101 203H99V205ZM164 204H167L166 206H169L170 204H172V205H170V207L167 208ZM161 205H163V206H161ZM178 206H180V207L183 206L182 207L183 209L179 208ZM186 207H188V208L185 209ZM129 208H131V209L129 210ZM162 208L163 209L166 208V209L163 210ZM203 208H205V209H203ZM158 209H159V212H158ZM179 209H181L182 212ZM160 210H162V211H160ZM200 210H201V212H198ZM70 211H71V213H70ZM129 211L131 213H133L134 216H133V214L130 215V214L124 213V212H129ZM176 211H179L180 213L176 212ZM198 213H200V214H198ZM177 215H179V216H177ZM208 215L211 218V220L208 217ZM104 216L107 217V218H105ZM176 216H177L178 220H177V218H175ZM181 216H183L184 218L181 217ZM189 216L190 217L192 216L191 219L189 218ZM196 216L197 217L199 216L198 219H197ZM201 216H203L204 218L201 217ZM130 217H131V219H130ZM153 217H154V219H153ZM146 219H147L148 223L144 222V221H146ZM150 219H152V220H150ZM188 219H189V221H188ZM127 220H129V221H127ZM11 221L12 220H10L9 221L10 223L8 222V224H10V225H18L19 224L18 221L15 222V220H14V223H13V221L12 222ZM199 221H201V222H199ZM55 222H57V223H55ZM68 223H69V225H68ZM95 223L101 228H103V226L109 227V231H110V233L112 235L107 233V236H104V238H103V236L101 238H98L99 234H97V237L95 238V240H93V239L90 240V238L88 237L87 231H85V228L88 226V224L95 225ZM28 224H29V226L32 227L30 222H28L26 225L28 226ZM141 224L144 225V227L142 226L143 228L141 227ZM153 224H155L156 227ZM36 225L34 227H36L37 229H39V228L40 229H46V226H42V228H41V227L36 226ZM38 225H43V224H39L38 223ZM146 225H147V227H151V228H147ZM54 226H55V228H54ZM34 227H32V228H34ZM80 228H82V230H84L85 233ZM128 228H130V230ZM131 228H134L136 230L134 231V229H131ZM181 228L184 229V231L181 230ZM137 229H138V231H137ZM86 230H87V228H86ZM119 231H120V233H119ZM80 232H82V233H80ZM129 232L133 233L134 236L131 233L128 234ZM134 232H135V234H134ZM80 234H82V235H80ZM104 234L105 233H103L102 235H104ZM84 235H86L88 238L86 236H84ZM80 236H82L83 238L82 237L80 238ZM100 236H101V234H100ZM129 236H132V237H129ZM12 237L14 238V236L11 235L9 239H10V241L12 240L11 242L13 243L14 239H12ZM84 237H86V239H87V240L85 239L86 242L84 241ZM157 237H158V240H157ZM162 238H164V239L162 240ZM102 239H103V241L100 244H97V246H95L96 241L98 242V240L100 241ZM78 241L80 243H82V244H80ZM88 241L92 242V243H89ZM164 242H166V243H164ZM174 242H177V243H174ZM78 243L80 245H82V246H80ZM86 244H88V245H86ZM78 245H79L80 248L78 247ZM182 245H183V247H182ZM12 246L14 247L13 244H12ZM87 246H90L91 248L89 247V249H88ZM81 248L82 249L84 248L85 250L87 248V250L83 251V250H81ZM135 254H137V257H136ZM144 255H145V258H150V256L148 255V252L146 254L144 253ZM146 255H148V256H146Z\"/></svg>", "mask_w": 264, "mask_h": 264}, {"label": "water", "instance_id": "obj_3", "mask_svg": "<svg viewBox=\"0 0 264 264\" xmlns=\"http://www.w3.org/2000/svg\"><path fill=\"white\" fill-rule=\"evenodd\" d=\"M205 109L206 106L200 103L191 105L190 118L198 121L202 120Z\"/></svg>", "mask_w": 264, "mask_h": 264}]
</instances>
